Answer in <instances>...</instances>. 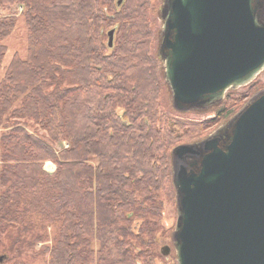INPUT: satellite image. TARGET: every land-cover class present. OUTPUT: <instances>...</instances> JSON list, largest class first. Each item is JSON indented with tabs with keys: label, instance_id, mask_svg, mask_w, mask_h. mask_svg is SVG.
I'll list each match as a JSON object with an SVG mask.
<instances>
[{
	"label": "trees",
	"instance_id": "16d2710c",
	"mask_svg": "<svg viewBox=\"0 0 264 264\" xmlns=\"http://www.w3.org/2000/svg\"><path fill=\"white\" fill-rule=\"evenodd\" d=\"M100 1L0 0L1 10L23 7L27 37L26 57L16 52L3 67L4 40L17 20L0 15V236L14 227L8 252L13 246L30 256L47 240L36 224L45 233L50 225L53 245L35 252H49V264L91 263L93 240L98 264H153L148 244L156 222L138 233L133 223L144 211L159 215V190L172 194L171 149L225 115L192 123L160 112L163 78L146 26L153 0H102L107 13ZM109 18L123 23L121 45L107 54L102 28ZM262 87L256 80L238 97ZM235 93L228 90L224 100ZM32 124L42 133L30 131ZM47 161L56 165L50 174Z\"/></svg>",
	"mask_w": 264,
	"mask_h": 264
},
{
	"label": "water",
	"instance_id": "95a60500",
	"mask_svg": "<svg viewBox=\"0 0 264 264\" xmlns=\"http://www.w3.org/2000/svg\"><path fill=\"white\" fill-rule=\"evenodd\" d=\"M159 16L176 110L216 106L263 71L264 0H163ZM171 163L176 264H264V88L203 139L175 146Z\"/></svg>",
	"mask_w": 264,
	"mask_h": 264
},
{
	"label": "rangeland",
	"instance_id": "374dc122",
	"mask_svg": "<svg viewBox=\"0 0 264 264\" xmlns=\"http://www.w3.org/2000/svg\"><path fill=\"white\" fill-rule=\"evenodd\" d=\"M114 1H117V0H114ZM122 1L123 0H118L119 3ZM153 2H154L156 11L154 10V13L150 14L151 12V6H150V9H148V12L150 15L149 17H147V22H146L147 32L150 36L149 49L151 50V53L153 55L152 58L154 59L156 57L158 60V64L160 67V73L163 78L164 67H163L162 61L158 57L159 34H160L161 25H162V21L159 16V10L162 6L163 0H153ZM100 4H101V8H103V11H106V13L110 12V10L108 9V6L105 8V5L102 4V0L100 1ZM23 12H24L23 7L20 5L12 6L8 10L0 9V15L2 16L13 15L15 16L17 20L15 30L11 33L9 38L4 40L5 45H7L8 51L6 53V56L2 64L3 67H5L10 62L12 56L16 52L22 58L26 57L27 37H26V28H25V22H24L25 20H24V17L22 16ZM107 23L108 25H105L102 28V31H103L102 43L106 47L105 52L107 54H110L113 51L117 50L118 45H121L119 44V35L121 32H118V25L123 22L118 21L117 18H114V19L109 18ZM138 25H140V23H138ZM111 29H114V37H113V43H112L113 50L107 47L108 31H110ZM2 74H3V69L0 70V79L2 77ZM256 80L261 82L262 85H264V69L254 81ZM251 83L242 88L233 90L236 92L235 96H231L230 97L231 99L227 102L223 100L221 104L210 107L209 109H206V110H191V111L179 112L172 106L170 90L167 87L164 78L160 79L159 80L160 92H161V96H160L161 105L159 108L160 112L169 113L172 110L176 111L178 112L177 118H179L181 121H188L192 123L205 121L212 117H215L217 113H219V111H222L220 113L225 115V118L223 120H220L217 124L212 125L208 127L206 130H204L205 134L203 136L199 137V136L194 135L195 136L194 137L193 134L186 135L178 141L179 143L177 145L185 144V143H192L200 139H203L209 133H211L216 127H218L220 124L227 121L236 112H238L241 109V107L248 101V99L254 93L257 92V91L252 92V94L250 93V95L247 97L245 96L241 97L242 99L238 97L240 93L248 92L247 88L251 85ZM263 88L264 87H262L261 89ZM28 129L30 131L35 129V130L40 131L39 134L42 133L41 130L36 125H33V124L31 125V128L28 127ZM4 131L5 129L2 130L0 128V136L2 132ZM63 146L65 148V147H68L69 145L68 143L65 142L63 143ZM60 147L61 146H59V148ZM171 153H172V149L169 154L170 162H171ZM92 161L95 162V160H92ZM171 166H172V163H171ZM3 167L4 165H3V161L1 160V147H0V176L3 170ZM43 169L47 173L50 174L53 171H55L56 165L52 161H49V162L47 161V163L43 165ZM171 178H172V172H171ZM3 188L4 187L0 185V192L3 191ZM156 203L159 204V210H158V212H160L159 215L158 216H149V215L145 216L146 214L145 211L143 213L141 212L142 216L135 219L133 226H134L135 232L138 233L139 227L143 225L144 223L148 222L151 224L153 223V221L156 222L154 242L148 244L149 248H151L152 250L151 257L149 258V260H152L153 264H176L175 252H174L173 242H172V233L175 229L176 218H177L176 198H175L174 188H173L172 194L168 197L162 191L159 190L158 200L156 201ZM36 228H37V233H40L42 235L47 234V240H45L44 242H39L38 245L35 247V251H33L30 256H29V253H26V250L25 251L23 250L22 253H19L17 249L13 246L11 248V253H9L8 248H10L11 245H13V242H14L13 237L17 235V230L14 227H12L9 229L7 234H5L4 232V234L0 236V264H49V252H45V255L43 256H39L41 254L37 255L35 252L38 249H41L42 247L50 249V247L53 245L55 227H51L49 225L46 229V233L40 230V224H36ZM142 239H145V238L143 237ZM133 241L136 245L142 246L140 248L136 246V252H139L138 250L140 251L144 250V246L142 243H140V241H137L135 238H133ZM91 245L93 246L94 260L88 264H98L96 258H97V251L99 250V243L93 240ZM165 245L171 248L168 256H164L160 251V249ZM144 260H147V259H144Z\"/></svg>",
	"mask_w": 264,
	"mask_h": 264
},
{
	"label": "bare ground",
	"instance_id": "6f19581e",
	"mask_svg": "<svg viewBox=\"0 0 264 264\" xmlns=\"http://www.w3.org/2000/svg\"><path fill=\"white\" fill-rule=\"evenodd\" d=\"M49 162V161H48ZM47 163V162H46Z\"/></svg>",
	"mask_w": 264,
	"mask_h": 264
}]
</instances>
